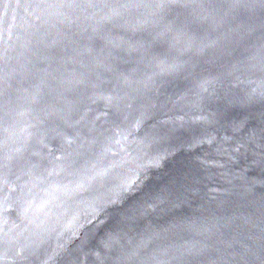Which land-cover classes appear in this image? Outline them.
I'll list each match as a JSON object with an SVG mask.
<instances>
[{
    "label": "water",
    "instance_id": "water-1",
    "mask_svg": "<svg viewBox=\"0 0 264 264\" xmlns=\"http://www.w3.org/2000/svg\"><path fill=\"white\" fill-rule=\"evenodd\" d=\"M0 264H264V0H0Z\"/></svg>",
    "mask_w": 264,
    "mask_h": 264
}]
</instances>
